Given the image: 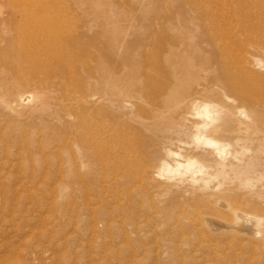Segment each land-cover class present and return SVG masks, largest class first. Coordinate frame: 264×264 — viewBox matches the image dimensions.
<instances>
[{"label": "bare ground", "instance_id": "obj_1", "mask_svg": "<svg viewBox=\"0 0 264 264\" xmlns=\"http://www.w3.org/2000/svg\"><path fill=\"white\" fill-rule=\"evenodd\" d=\"M4 2L0 41L15 66L6 64L24 70L26 80L11 92L0 82V115L6 110L14 124L0 131V153L30 167H149L146 187L129 191L118 214L131 220L129 205L143 213L146 199L147 228L157 231L158 216L171 221L164 222L175 244L168 249L190 264H264V0H225L228 23L216 22L208 4L197 22L150 36L126 28L118 38L87 10H78L82 19L71 33L65 12L51 3ZM134 114L150 134L141 160H131L128 147L142 143L125 142ZM175 143L185 152L170 150ZM155 192L161 203L151 201ZM122 225L104 228H119L127 244ZM127 246L114 251L119 259Z\"/></svg>", "mask_w": 264, "mask_h": 264}, {"label": "rangeland", "instance_id": "obj_2", "mask_svg": "<svg viewBox=\"0 0 264 264\" xmlns=\"http://www.w3.org/2000/svg\"><path fill=\"white\" fill-rule=\"evenodd\" d=\"M12 1L17 6L21 2L19 7L24 6L25 3V6H27L32 2H34L32 3L34 6L45 4L43 6L48 7L49 3H51L50 8L57 7L54 9H62L65 12L67 24L64 27L67 32L72 31L71 33L78 29L79 21L82 19L78 10L93 12L99 20V24L109 34H115L117 38V35L124 32L126 28H131L136 32L150 36L158 31L161 32L164 28H169V26L197 22L199 20L197 19L198 14L210 11L211 6L212 8L214 7L215 21L228 23L227 18H225L227 14L225 0H218V2L217 0H206L205 3L198 2L195 5L185 7L179 0H22L24 3L21 0ZM14 1H16V4ZM28 1L30 2L28 3ZM42 1L44 3L41 4L40 2ZM52 2H54V6H51L53 5ZM208 4L211 6L209 7ZM0 11L4 13L7 11L4 0H0ZM230 14L232 16V13ZM217 15L219 17H216ZM69 18L71 21L73 20V23L68 20ZM70 24L71 27L69 26ZM3 49L4 51H0V54L6 55L5 58L7 59L4 64L1 63L3 56L0 55V82L3 89L10 92L16 91L17 86L26 80V73L24 70H16L13 65L11 67L12 63L6 64L10 63L11 58L14 60V55L0 41V50ZM7 49L9 52H5ZM3 52L7 54H3ZM13 64L15 66V62ZM20 77L24 79H20ZM197 97L200 101L209 100V97L205 96V94ZM0 117V131L7 132L8 123L11 122L9 124L12 127L13 119L6 110L2 111ZM137 120L143 121L140 116L138 117V114L137 116L134 114L131 117V121H128V126L133 129V132L131 131L130 138L127 137L125 142L129 143V145L132 141L133 143L136 141L141 142L142 147L138 149L128 145L129 151L133 149L129 153L131 160L136 158L134 155L140 156L136 158L138 160L145 158L146 145L148 146L147 139L150 135L143 126L137 123ZM8 136H12V134ZM182 140L183 142L190 141L188 137H184ZM173 145L169 147L172 151L184 153L186 150V147L184 145L181 146L179 143ZM133 151L134 153H132ZM135 152L139 153V155ZM0 157H2L0 159V225L3 226H0L1 230H3V232L0 231V256L5 254V256H8L5 264H24L25 262V264H190L191 257L184 256L183 258L181 254H176L177 252L173 249H168L174 244L169 241L172 237L168 234L170 230L167 227V223L171 224V221L160 219V216H158L156 224L160 227L156 229L157 233L154 231H152L154 233L150 232V225L147 228V225H145L147 217L145 216L147 214L146 199L142 200L143 213L142 211L135 212L134 204L129 205V207L131 206L129 210L132 211L131 220L125 219L124 214L126 212L122 213L123 215L118 214L120 213V205L123 206L125 200L128 199L129 191L135 187H146V171H148L149 167L128 168L116 166L111 167V169L110 167H30L26 161L17 156L10 157L7 160L4 154L0 153ZM12 158L13 160H11ZM127 169L130 170V174ZM133 175L137 176L134 178ZM129 187L132 188L129 190ZM123 191L125 192L123 193ZM155 193L154 197L151 196V201L155 203L160 200L161 203L165 197L157 192ZM114 221L118 226H121L122 223L129 226L122 225L125 227L123 231L125 233L129 232L127 233L129 240L127 244L125 243L127 241H122L124 237H121L119 228L105 229V224ZM136 221L138 223L137 228L134 225H130V223L134 224ZM134 229L135 231H133ZM142 229L144 231L148 229L149 232L147 230L144 233ZM123 231L122 234H124ZM160 232L162 233L160 234ZM162 239L165 240L161 243ZM120 242L128 245L127 247L132 248L134 251L124 248L122 258L119 259L114 251L123 245ZM109 246L110 248H108ZM106 248L111 249V253L106 252ZM144 249L148 250L145 251ZM31 252L34 253L32 254ZM131 252L136 253H133V256ZM165 253L168 255L166 256ZM32 255H35V257L33 258ZM131 256L135 257V260H132ZM150 257L152 258L150 259ZM181 257L182 259H187L186 262ZM131 261L134 262L131 263ZM230 264H233V260ZM234 264L237 263L234 262Z\"/></svg>", "mask_w": 264, "mask_h": 264}]
</instances>
